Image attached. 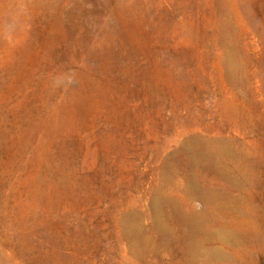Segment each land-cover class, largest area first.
Listing matches in <instances>:
<instances>
[{"label": "rangeland", "instance_id": "rangeland-1", "mask_svg": "<svg viewBox=\"0 0 264 264\" xmlns=\"http://www.w3.org/2000/svg\"><path fill=\"white\" fill-rule=\"evenodd\" d=\"M261 212L264 0H0V264H264Z\"/></svg>", "mask_w": 264, "mask_h": 264}, {"label": "bare ground", "instance_id": "bare-ground-1", "mask_svg": "<svg viewBox=\"0 0 264 264\" xmlns=\"http://www.w3.org/2000/svg\"><path fill=\"white\" fill-rule=\"evenodd\" d=\"M246 130V129H245ZM184 141V140H183ZM186 141V140H185ZM184 141V142H185ZM235 145V144H234ZM192 148V147H191ZM235 152V151H234ZM179 154V153H178ZM211 154V153H210ZM196 155V154H195ZM235 158V157H234ZM237 159V158H236ZM187 165H191V166H196L197 165V163H196V161L195 160H191L190 161V163H187ZM245 165V164H244ZM233 166L235 167V169H237V170H239V172L241 171L242 173H243V170H242V167H241V165L240 164H233ZM207 168L208 169H210L213 173H215V172H217V174H218V172H220V170L218 169V167H217V165H215L214 167H212V166H210V165H207ZM195 170V169H194ZM222 171V170H221ZM233 170H231V172H232ZM195 172V171H194ZM240 172V173H241ZM241 173V174H242ZM183 174L184 175H187V176H190L189 175V172H187V171H183ZM251 174V173H250ZM244 175V174H243ZM184 185H185V183H184ZM162 187V186H161ZM184 189V188H183ZM182 189V190H183ZM199 194V193H198ZM188 196V195H187ZM188 198H189V196H188ZM185 199H186V197H185ZM184 199V200H185ZM187 200V199H186ZM175 201V200H174ZM176 203V202H175ZM176 205H179V204H176ZM173 207V206H172ZM214 207H216L215 205H214ZM175 208V207H174ZM233 209H234V207H233ZM251 209H249V211H250ZM248 212V211H247ZM252 212L254 213V215L255 216H258L259 214H260V210H259V208L256 206V205H252ZM246 213V212H245ZM158 214V213H157ZM168 215V214H167ZM177 215L179 216V219H181V221L187 226V230H189L190 232H196V231H200V230H203V225L201 224V222L199 221V218L196 216V215H192V214H186V212H183V211H178L177 212ZM209 215V214H208ZM235 215V214H234ZM261 215L262 216H264V214L261 212ZM203 217V216H202ZM247 217V216H246ZM156 219V218H155ZM201 219V218H200ZM214 220V219H213ZM245 220V219H244ZM201 221H202V219H201ZM204 221V220H203ZM160 222V221H159ZM207 222V221H206ZM245 222V221H244ZM181 223V222H180ZM204 223V222H203ZM212 223V222H211ZM222 223V222H221ZM241 223H242V221H241ZM244 224V223H243ZM227 225V224H226ZM159 226H160V224H159ZM208 226V225H207ZM241 226H242V224H241ZM169 227H171V225L169 226ZM209 227V226H208ZM166 228V227H165ZM226 228V227H225ZM247 228V227H246ZM237 229V228H236ZM180 230H182V229H180ZM168 231V230H167ZM244 231V230H243ZM249 231H250V229H249ZM254 231H256V230H254ZM222 232V231H221ZM182 233V232H181ZM193 234V233H192ZM166 235V234H165ZM253 235V234H252ZM251 235V236H252ZM193 235H191V237H192ZM251 239V238H250ZM184 240H186V239H184ZM185 242V241H184ZM187 242V241H186ZM219 242H221V241H219ZM263 242V241H262ZM246 243V242H245ZM264 244V243H263ZM185 245V244H184ZM187 247V246H186Z\"/></svg>", "mask_w": 264, "mask_h": 264}]
</instances>
